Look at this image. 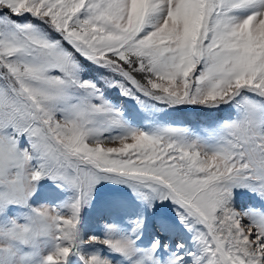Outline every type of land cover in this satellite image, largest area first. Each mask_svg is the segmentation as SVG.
I'll return each instance as SVG.
<instances>
[{"label": "snow or ice", "instance_id": "1", "mask_svg": "<svg viewBox=\"0 0 264 264\" xmlns=\"http://www.w3.org/2000/svg\"><path fill=\"white\" fill-rule=\"evenodd\" d=\"M106 89L238 115L203 137L144 131ZM42 180L73 196L34 206ZM101 182L170 202L191 247L144 246V218L85 238ZM242 194L264 202V0H0V264H264V208L238 210Z\"/></svg>", "mask_w": 264, "mask_h": 264}, {"label": "rangeland", "instance_id": "2", "mask_svg": "<svg viewBox=\"0 0 264 264\" xmlns=\"http://www.w3.org/2000/svg\"><path fill=\"white\" fill-rule=\"evenodd\" d=\"M247 13H243L246 15ZM101 74L109 75L103 69L93 68L85 78L99 80ZM252 99H259L252 97ZM105 99L108 100L114 108L123 113V119L126 125L134 129L149 131L155 124L169 125L175 127H189L195 130L196 134L203 137L202 128H215L224 120H231L237 117L238 112L233 105H221L218 109H206L194 106H181L169 108L164 105L156 104L160 108L158 112H152L151 106L155 102L141 97L147 108L141 106L132 99L120 95L117 89H106ZM118 134V130L105 133V137ZM73 196V193L57 187L49 180H42L33 197L31 203L34 206L50 205L59 206L64 204ZM238 210H246L249 207L264 208V202L253 198L250 195H238L234 201ZM174 205L170 202L157 204L151 211L141 202L131 191L123 184L110 182H101L95 190L94 200L89 208L82 212V230L87 235H103L102 225L104 223H116L121 229L127 231L132 227V221L138 218H144L146 228L141 239L146 246L153 234L159 235L165 242L174 244L175 242H184L191 247V234L183 226L179 225L176 219ZM167 224L172 228L171 232L161 231L162 224ZM90 250V249H89Z\"/></svg>", "mask_w": 264, "mask_h": 264}]
</instances>
